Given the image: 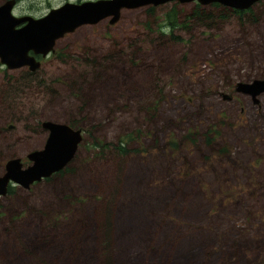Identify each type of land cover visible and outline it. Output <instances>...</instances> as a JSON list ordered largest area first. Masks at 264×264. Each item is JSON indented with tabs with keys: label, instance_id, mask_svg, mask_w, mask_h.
I'll use <instances>...</instances> for the list:
<instances>
[{
	"label": "rangeland",
	"instance_id": "obj_1",
	"mask_svg": "<svg viewBox=\"0 0 264 264\" xmlns=\"http://www.w3.org/2000/svg\"><path fill=\"white\" fill-rule=\"evenodd\" d=\"M65 1L84 0L11 14ZM175 3L182 20L191 2L81 25L29 75L0 63V174L42 147L41 121L82 132L67 170L0 197V264H264V92L234 90L264 79V0L171 40Z\"/></svg>",
	"mask_w": 264,
	"mask_h": 264
},
{
	"label": "water",
	"instance_id": "obj_2",
	"mask_svg": "<svg viewBox=\"0 0 264 264\" xmlns=\"http://www.w3.org/2000/svg\"><path fill=\"white\" fill-rule=\"evenodd\" d=\"M169 1H176L179 4L191 2L201 6L216 3L241 11L251 8L261 0L65 1L57 7L49 8L37 18L29 15H12L14 0H4L0 4V63L9 70L22 66H26L30 71L36 70L40 62L33 56L45 57L53 53L56 41L77 27L92 25L104 19L108 24H112L119 18L123 9L156 7ZM21 23V26L16 27ZM234 90L253 98L256 94L264 92V79L237 82ZM40 126L47 131L46 138L40 149L25 155L29 163L23 166L18 157L9 158L4 162L0 174V197L5 195L10 183L28 188L32 183L62 170L72 159L82 138L80 129L50 120L41 121Z\"/></svg>",
	"mask_w": 264,
	"mask_h": 264
},
{
	"label": "trees",
	"instance_id": "obj_3",
	"mask_svg": "<svg viewBox=\"0 0 264 264\" xmlns=\"http://www.w3.org/2000/svg\"><path fill=\"white\" fill-rule=\"evenodd\" d=\"M178 4H173L170 7L167 8V10L163 13L162 15V22H161V26L162 30L163 28H167L165 30L168 31V36L171 40H176L177 36L173 33V30L176 29H180V28H184L186 27V25L188 24V22H193L195 21H201V22H205L206 20H213L215 18H221L224 19L227 17V14L229 12L232 13H237L238 15L243 14L244 12H246L247 10H250V8H248L247 10H233L230 9L228 7L225 6H221L219 4L216 3H212L209 5H205V6H201L197 3H192V8L190 9V11L184 16V18L181 20L180 18V11L177 8ZM210 7V8H214L215 10H221L222 12H218V13H213V12H207L205 13V8ZM155 7L149 6L146 8V12L148 14H152L154 11ZM240 18V16H239ZM30 73H28L29 75ZM71 125V124H70ZM73 127V126H71ZM107 145H105L103 142H100L98 144H94L95 148H98V150H102L103 148H106ZM116 151L120 152V153H124L125 149L122 146H117L115 148ZM64 170H67V166L64 168ZM60 172V171H59ZM102 243V246H107V239H101L100 240ZM129 243V241H128ZM130 261V260H128ZM106 263V262H104ZM133 263V262H132ZM111 264V263H109ZM131 264V262L129 263ZM134 264V263H133Z\"/></svg>",
	"mask_w": 264,
	"mask_h": 264
},
{
	"label": "flooded vegetation",
	"instance_id": "obj_4",
	"mask_svg": "<svg viewBox=\"0 0 264 264\" xmlns=\"http://www.w3.org/2000/svg\"><path fill=\"white\" fill-rule=\"evenodd\" d=\"M4 1V0H3ZM18 2V0H14V4L16 5V3ZM14 6V5H13ZM47 12V11H46ZM23 15V14H22ZM43 15V14H42ZM16 16H21V15H16ZM34 18H37V17H34ZM22 25V23L21 24H18L16 27H19V26H21ZM29 54H31V52H29ZM50 54H52V53H50ZM49 55V54H48ZM33 56V55H32ZM34 57V59H36V60H38L39 62H40V59H42V58H44V57H40V56H38V55H35V56H33ZM46 57V56H45ZM19 68H23V69H25L26 71H27V74L28 73H33L35 70H33V71H30V70H28V68L26 67V66H22V67H19ZM17 69V68H16ZM12 70V69H11ZM37 70V69H36Z\"/></svg>",
	"mask_w": 264,
	"mask_h": 264
}]
</instances>
